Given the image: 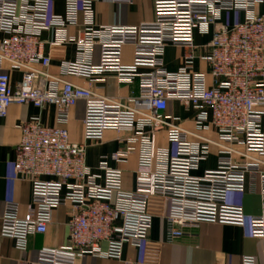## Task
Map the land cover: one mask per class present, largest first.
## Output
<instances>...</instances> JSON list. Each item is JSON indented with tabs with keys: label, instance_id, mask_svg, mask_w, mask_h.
<instances>
[{
	"label": "built area",
	"instance_id": "obj_1",
	"mask_svg": "<svg viewBox=\"0 0 264 264\" xmlns=\"http://www.w3.org/2000/svg\"><path fill=\"white\" fill-rule=\"evenodd\" d=\"M52 1L0 0V117L12 105H54L58 111V125L34 118L21 126L15 170L32 183V201L25 218L17 203L6 204L2 235L25 249L31 235L46 232L58 208H68L69 214L67 243L44 248L36 262L24 264H76L85 256L121 260L125 244L142 246L149 240L153 198L164 202L162 244L205 222L249 225L251 235L263 239L264 15L256 8L264 0H153L152 22L108 27L95 24L98 0H66L64 15L51 13ZM223 12L241 13L244 19L230 26L219 21ZM80 13L84 19L77 35H66L69 26L79 24ZM43 31L57 34L52 45H77V60L61 63L58 74L50 71ZM196 31L212 35L201 46L203 55L194 53ZM97 45L100 61L94 64ZM127 45L133 48L131 65L123 60ZM171 45L191 49L176 72L164 62ZM196 58L209 65L210 82L206 73L195 71ZM14 70L22 73L15 85ZM107 73L120 83L137 82L138 94L126 99L102 94L96 83ZM70 76L86 79L88 86L71 82ZM79 101L86 103L81 143L71 140L66 127ZM172 101L197 111L193 129L168 112ZM107 130L118 133L124 148L102 156L92 168L86 163L88 146L102 143ZM162 132L165 146L159 143ZM136 149L135 187L126 191L123 172L109 162H126ZM214 152L217 167L195 175ZM248 186L260 195L259 215L228 203L231 192L243 194ZM242 264H257L256 257L244 256Z\"/></svg>",
	"mask_w": 264,
	"mask_h": 264
},
{
	"label": "crops",
	"instance_id": "obj_2",
	"mask_svg": "<svg viewBox=\"0 0 264 264\" xmlns=\"http://www.w3.org/2000/svg\"><path fill=\"white\" fill-rule=\"evenodd\" d=\"M256 11L264 15V1L257 5ZM51 13L64 15L66 13V0H53ZM155 17L153 0H132L131 3H116L114 0H98L94 4V21L97 26H134L141 23L152 22ZM84 15L79 14V24L69 26L66 35L74 37L83 23ZM244 19V14L237 12H223L219 21L234 26ZM211 34L195 32L194 49L196 55L206 52L201 49L211 40ZM4 34L0 33V39ZM57 37L56 33L43 31L41 39L44 41V51L51 57L52 73H59V66L65 61H76L78 48L75 43L52 45ZM191 49L182 46H168L165 50L164 62L169 72H176L184 66L185 55ZM92 59L94 64L100 61V47L94 48ZM124 63H133V48L127 45L124 49ZM5 69H9L5 64ZM195 71L204 72L211 81L210 67L199 58L195 59ZM12 84L15 85L22 77L20 71H12ZM71 82L88 86L86 79L70 76ZM103 81L96 83L99 91L108 97L126 99L138 94L137 82L120 83L114 74L107 73ZM168 112L179 119L181 125L188 129L194 128V119L197 111L186 109L179 101H172ZM86 114L85 101H79L70 111L69 129L73 142L85 141L84 119ZM39 118L46 126L58 125V111L56 106H46L39 109L33 105H12L6 117H0V264H24L37 261L39 252L44 248H57L65 245L69 236L67 222L69 219L68 208L60 207L54 213L53 222L47 227L45 233H35L28 238L25 249L18 247L16 240L2 235V217L7 203H17L20 207V217L25 218L32 201V183L27 179H21L15 170L16 149L21 140V126ZM206 134V133H205ZM208 134V133H207ZM118 133L113 130L105 132L104 140L99 144H90L87 149L86 163L92 168L99 166L101 157L110 155L124 148L118 141ZM159 143L166 145L165 133L159 134ZM138 149L129 156L126 162L110 161L113 168H119L123 172V188L132 191L135 187V179L138 168ZM218 157L212 153L203 161L195 175H202L207 169L217 167ZM228 203L240 206L247 215H259L261 213V198L258 192L250 186L241 193L231 192L228 195ZM164 209V202L160 198H153L149 203V212L154 216L153 226L149 234V240L142 246L125 244L122 259L85 256L79 257L76 264H126L125 261H144L155 264H242L244 256L256 257L257 264H264V238H254L251 235L249 225L238 226L232 224H219L205 222L195 231H188L182 238L174 243H164L166 238V222L160 217ZM162 241L163 244L161 243ZM106 245L103 244V247Z\"/></svg>",
	"mask_w": 264,
	"mask_h": 264
}]
</instances>
